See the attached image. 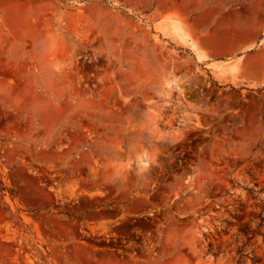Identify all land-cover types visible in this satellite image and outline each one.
I'll list each match as a JSON object with an SVG mask.
<instances>
[{"label": "rangeland", "instance_id": "obj_1", "mask_svg": "<svg viewBox=\"0 0 264 264\" xmlns=\"http://www.w3.org/2000/svg\"><path fill=\"white\" fill-rule=\"evenodd\" d=\"M113 256L264 264V0H0V264Z\"/></svg>", "mask_w": 264, "mask_h": 264}, {"label": "crops", "instance_id": "obj_2", "mask_svg": "<svg viewBox=\"0 0 264 264\" xmlns=\"http://www.w3.org/2000/svg\"><path fill=\"white\" fill-rule=\"evenodd\" d=\"M126 253L127 252H125V254ZM99 261L101 262L102 260L100 259ZM110 264H141V263L134 262V261H131L130 259H126V258L124 259V258H121V257H114L113 256V259L110 261Z\"/></svg>", "mask_w": 264, "mask_h": 264}, {"label": "flooded vegetation", "instance_id": "obj_3", "mask_svg": "<svg viewBox=\"0 0 264 264\" xmlns=\"http://www.w3.org/2000/svg\"><path fill=\"white\" fill-rule=\"evenodd\" d=\"M141 245H139V247H140ZM134 254H136V253H142V252H133Z\"/></svg>", "mask_w": 264, "mask_h": 264}]
</instances>
